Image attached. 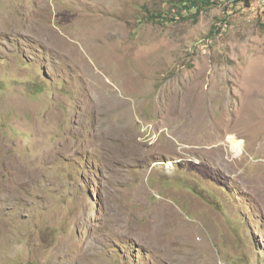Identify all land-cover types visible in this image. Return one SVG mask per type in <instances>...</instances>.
<instances>
[{
    "label": "rangeland",
    "instance_id": "1",
    "mask_svg": "<svg viewBox=\"0 0 264 264\" xmlns=\"http://www.w3.org/2000/svg\"><path fill=\"white\" fill-rule=\"evenodd\" d=\"M175 10L0 0V264H264V6Z\"/></svg>",
    "mask_w": 264,
    "mask_h": 264
},
{
    "label": "trees",
    "instance_id": "2",
    "mask_svg": "<svg viewBox=\"0 0 264 264\" xmlns=\"http://www.w3.org/2000/svg\"><path fill=\"white\" fill-rule=\"evenodd\" d=\"M222 1L224 0H170V3H172L174 9H176L171 17H164L161 14L155 13H151L150 15H148V17L151 21L161 23H163L166 19L170 22L176 20L184 21L190 19L196 22L197 16L201 12V10L208 9L214 5H219ZM245 1L247 4H249V0ZM249 6L252 9L256 8V4H254L253 2Z\"/></svg>",
    "mask_w": 264,
    "mask_h": 264
},
{
    "label": "bare ground",
    "instance_id": "3",
    "mask_svg": "<svg viewBox=\"0 0 264 264\" xmlns=\"http://www.w3.org/2000/svg\"><path fill=\"white\" fill-rule=\"evenodd\" d=\"M260 3L264 6V0H259ZM228 140L231 144V148L239 155V153L243 150V142L242 140H237L234 136H229Z\"/></svg>",
    "mask_w": 264,
    "mask_h": 264
}]
</instances>
